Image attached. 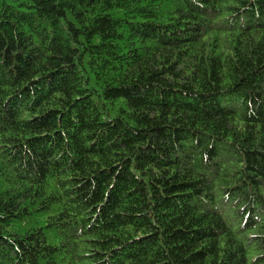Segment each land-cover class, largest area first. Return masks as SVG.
<instances>
[{"label":"trees","instance_id":"trees-1","mask_svg":"<svg viewBox=\"0 0 264 264\" xmlns=\"http://www.w3.org/2000/svg\"><path fill=\"white\" fill-rule=\"evenodd\" d=\"M0 264H264V0H0Z\"/></svg>","mask_w":264,"mask_h":264}]
</instances>
